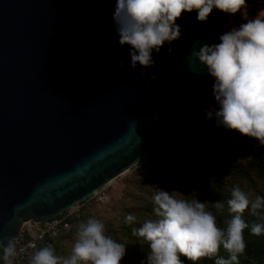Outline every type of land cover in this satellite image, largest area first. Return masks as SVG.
<instances>
[{"label":"water","instance_id":"water-1","mask_svg":"<svg viewBox=\"0 0 264 264\" xmlns=\"http://www.w3.org/2000/svg\"><path fill=\"white\" fill-rule=\"evenodd\" d=\"M115 6L0 0V247L146 159L212 91L213 78L186 56L216 42L218 10L206 22L183 13L171 54L165 44L153 67L133 70Z\"/></svg>","mask_w":264,"mask_h":264},{"label":"clouds","instance_id":"clouds-1","mask_svg":"<svg viewBox=\"0 0 264 264\" xmlns=\"http://www.w3.org/2000/svg\"><path fill=\"white\" fill-rule=\"evenodd\" d=\"M214 9L229 16L239 14L242 22L224 31L211 45L204 43L198 51L193 48L186 61L189 66L198 62L197 66L213 78L217 108L207 111V118L214 119L217 127L236 131L264 146V10L250 18L248 0H116L113 21L120 45L130 46L131 68L139 65L147 69L155 64L152 53H159L165 44L171 54L172 42L182 36L177 20L183 13L195 11L196 20L206 22ZM124 63L119 61L121 67ZM153 204L157 219L146 220L132 230L148 242V264H183L181 256L195 264L217 256L221 246L229 257H218L216 264H235L247 248L244 231L249 224L243 213L250 208L256 215L264 209V196L250 200L239 186L234 187L227 201L231 215L225 228L218 227L206 203L194 196L177 198L158 189ZM223 207L221 202L215 203L216 209ZM260 218L264 220V215ZM134 220L131 214L126 217L129 223ZM251 234H264V223H254ZM125 255L126 245L107 236L102 221L88 218L80 223L68 257L58 256L47 245L30 256L29 264H120ZM16 256V244L10 239L3 245L5 264H13Z\"/></svg>","mask_w":264,"mask_h":264},{"label":"trees","instance_id":"trees-1","mask_svg":"<svg viewBox=\"0 0 264 264\" xmlns=\"http://www.w3.org/2000/svg\"><path fill=\"white\" fill-rule=\"evenodd\" d=\"M260 10H264V0H248L250 18ZM227 17V14L218 11L214 26L215 41L225 31ZM234 17L235 25L242 22L239 14ZM172 134L174 136L170 141L171 147L163 148L157 153L160 154L162 162L159 190L167 191L177 198L191 199L194 196L200 202H205L207 210L216 216L218 227L221 228L226 227L231 215L227 201L231 199V191L234 187L239 186L250 200H254L256 196H264V146L259 145L257 140L241 136L236 131L217 127L215 120L197 116L183 120L178 127L174 123ZM185 134L188 136L195 134L196 138L191 147L185 150V164L179 176L175 178L174 171L166 162L164 154L174 152L175 147L182 144L181 140L185 141ZM142 182V179L135 178L129 182L133 185V190L127 191L126 194V198L131 200L130 205L123 207L120 222H108L110 226L106 235L126 245V255L120 264H148V242L134 235L132 231L133 228L141 227L146 220L157 219L153 211L155 207L153 196L156 192L146 190L144 194ZM138 189L141 191L138 192ZM218 201L224 205L223 209L215 208V203ZM80 205V210L69 217L71 230L52 239L50 244L41 242L43 247L51 245L57 255L60 253L64 240L77 233L80 223L86 222L89 217V206L86 201L81 202ZM129 214L135 217L131 223L126 221ZM261 215H264V209L258 210L256 215L251 213L250 208L243 213V219L249 224V228L244 231L247 248L238 256L235 264H264V234L260 236L251 234V226L254 223H264L260 218ZM218 257L228 259L229 253L221 246L217 256L202 258L195 264H216ZM180 259L183 264H193L184 256ZM0 264H5L3 246L0 247Z\"/></svg>","mask_w":264,"mask_h":264},{"label":"rangeland","instance_id":"rangeland-1","mask_svg":"<svg viewBox=\"0 0 264 264\" xmlns=\"http://www.w3.org/2000/svg\"><path fill=\"white\" fill-rule=\"evenodd\" d=\"M235 25V17L229 16L227 17V22L224 25V30L226 31L229 27ZM196 114L191 113L185 115L176 121V127L178 124L181 123L183 120L195 117ZM173 134L171 139L161 146L158 150L150 154L146 159L141 161L139 164L134 166L131 170L120 176L119 178L113 180L110 183L109 192H110V199L105 204H96L87 202L89 206V213L88 218H96L102 221L105 224V234L107 232L108 227L110 224L108 222L118 223L122 219L123 215V207L126 205H130L131 200L126 198L127 191L133 190V185L129 182L132 179H142V186H143V193L145 194L146 190L150 192H157L160 188L159 180L161 175V157L160 154H157L163 148H170L171 144L170 141L173 138ZM185 141H182V144H179L175 147L174 152H170L169 154H164V158L166 162L171 165L174 176L177 178L183 169V165L185 164L186 152L185 150L190 148L193 142L195 141L196 135H186L184 136ZM189 146V147H188ZM135 191V190H134ZM138 192L141 189L137 190ZM78 205H76L77 207ZM87 218V219H88ZM76 239V233L72 237H68L64 240L63 245H61L60 255L63 257H68L71 253V249Z\"/></svg>","mask_w":264,"mask_h":264},{"label":"built area","instance_id":"built-area-1","mask_svg":"<svg viewBox=\"0 0 264 264\" xmlns=\"http://www.w3.org/2000/svg\"><path fill=\"white\" fill-rule=\"evenodd\" d=\"M214 108H217V104L211 91L199 109L193 113L197 117L208 119L206 115L207 111ZM109 187L110 183L98 189L92 196L85 200L86 203L89 201L96 204H105L110 199ZM77 205V207L75 206L42 222L34 220L27 221L13 238L17 248V256L13 258V264H29L30 256L43 247L40 244L41 242L50 244L52 239H56L70 231L72 224L69 221V217L81 208L80 203Z\"/></svg>","mask_w":264,"mask_h":264},{"label":"bare ground","instance_id":"bare-ground-1","mask_svg":"<svg viewBox=\"0 0 264 264\" xmlns=\"http://www.w3.org/2000/svg\"><path fill=\"white\" fill-rule=\"evenodd\" d=\"M111 182H112V181H111ZM111 182H110V183H111Z\"/></svg>","mask_w":264,"mask_h":264}]
</instances>
